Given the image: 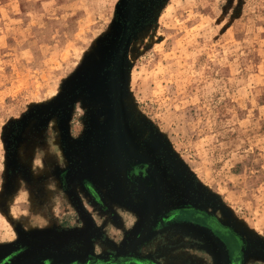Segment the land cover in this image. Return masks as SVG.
<instances>
[{
    "label": "rangeland",
    "instance_id": "rangeland-1",
    "mask_svg": "<svg viewBox=\"0 0 264 264\" xmlns=\"http://www.w3.org/2000/svg\"><path fill=\"white\" fill-rule=\"evenodd\" d=\"M184 206L264 249V0H0V264H210Z\"/></svg>",
    "mask_w": 264,
    "mask_h": 264
},
{
    "label": "flooded vegetation",
    "instance_id": "flooded-vegetation-1",
    "mask_svg": "<svg viewBox=\"0 0 264 264\" xmlns=\"http://www.w3.org/2000/svg\"><path fill=\"white\" fill-rule=\"evenodd\" d=\"M155 218L152 223L148 220L144 222L140 229L143 234L139 241L156 231H175L183 235V242L204 249L210 264H246L250 255L264 253L263 248L250 243L235 229L222 224L215 216L191 206L165 209L158 212ZM112 262L152 264L131 252L127 256L116 255Z\"/></svg>",
    "mask_w": 264,
    "mask_h": 264
}]
</instances>
